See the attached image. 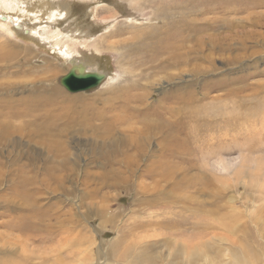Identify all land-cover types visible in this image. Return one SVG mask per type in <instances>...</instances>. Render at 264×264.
<instances>
[{
	"label": "rangeland",
	"instance_id": "1",
	"mask_svg": "<svg viewBox=\"0 0 264 264\" xmlns=\"http://www.w3.org/2000/svg\"><path fill=\"white\" fill-rule=\"evenodd\" d=\"M189 1L197 0H0V17H7L0 19V43L7 44L14 56L6 63L9 75L4 76L13 89L4 97L20 103L13 110L21 114L10 119L16 125L10 135L14 142L4 144L0 139V264H123L122 257L139 263L151 254L144 243L160 238L151 233L162 229L167 233L165 227L159 228L163 222L190 228L174 237L178 246L199 240L209 244L210 250L206 246L204 250L210 258L192 264H264V170L258 169L264 168V131H258L260 123L256 131L248 124L245 129L214 128L216 107L224 104L227 115L234 107L225 90L247 84L245 94L249 84L264 83V48L261 56L245 54L235 64L225 58L242 52L237 51L236 34H256L262 28L202 32L205 37L221 34L232 49L212 60L198 58L169 68L166 75L161 63L169 54L157 46L163 39L169 38L170 44L180 41L184 47L178 52L193 58V49L187 48L196 29L217 21L240 25L262 19L264 0ZM183 2L193 10L211 11L201 17L189 15ZM155 35H160L159 42L149 40ZM173 35L175 40L170 41ZM246 44L248 51L255 47ZM207 47L202 52L207 54ZM73 66L105 78L96 88L68 92L60 78ZM209 67L213 70L208 73ZM40 85L56 87L63 99ZM188 94L196 96L199 111L194 123L183 120L190 139L185 138L177 152L170 149L160 157L162 132L154 129L142 139L145 145L134 144L131 136L141 128L137 119L141 116H135L131 106L142 100L159 112L174 101L182 106L181 98ZM38 96L51 97V106L31 109ZM128 97L137 101L130 103ZM252 113L250 117L258 118L261 110ZM34 119L51 120L50 135L41 138L35 126L26 123ZM104 124L112 131L103 132ZM202 223L212 228L201 230ZM166 250L162 245L154 252Z\"/></svg>",
	"mask_w": 264,
	"mask_h": 264
},
{
	"label": "bare ground",
	"instance_id": "2",
	"mask_svg": "<svg viewBox=\"0 0 264 264\" xmlns=\"http://www.w3.org/2000/svg\"><path fill=\"white\" fill-rule=\"evenodd\" d=\"M206 0H197L195 3L194 1H189L190 4H199V3H204ZM215 1H219V2H223L224 0H215ZM233 2H237V0H233ZM264 3V2H263ZM183 4L187 5L188 8H187V12L189 15L193 13H197V16L201 17L207 13H209L211 10L210 9H207V10H204L203 9H200V7L198 9H194L191 8L188 3L186 2H183ZM263 5V4H262ZM197 8V7H196ZM206 9V8H205ZM235 9V8H234ZM242 9V8H241ZM199 10V12H197ZM53 11V10H52ZM226 11V10H225ZM171 12V11H170ZM227 12V11H226ZM225 12V13H226ZM236 12V10H235ZM214 13V12H213ZM223 14V13H222ZM180 15H182V13H180ZM179 15V16H180ZM187 15V14H186ZM5 17V20L7 19L6 16H3ZM216 19V18H215ZM213 19V20H215ZM4 20V21H5ZM179 20L181 21V19L179 18ZM209 20V19H208ZM212 20V21H213ZM234 20V19H233ZM238 20V19H237ZM240 20V19H239ZM257 20H264V18L260 19L259 17L257 18ZM253 21L252 19H248L247 21L243 22L242 24H237L235 23V21H231L230 23L229 22H222L221 24L215 22L213 24H210L208 23L205 27H203L202 29L198 28L196 29L197 31L194 32V34L190 37V43H191V46L188 45V48L187 50L189 51L191 48L193 49L194 51V57L193 58H190L188 57V54L186 55H182L178 52V49L184 47V44L181 43L180 41L177 43V44H173L171 42H169V38L168 39H163L161 40V37L160 35L157 36H151L149 37L150 39L149 40H156L157 42H160V45H157L159 46L160 48H162L161 50L166 53V54H169L168 55V59L165 61L164 59V62H162L161 64L163 65V63H165V68L162 69L161 71H165V75L167 74V70H169V68H179L181 67L182 65H186V64H190L191 62H193L194 60L200 58V59H203L204 61H208V58L209 60H212L213 57L216 56V54L218 55H223L225 54L226 51H229L232 49L231 47V44L227 42L226 38L224 36H222L221 34H217L218 37H212L211 35H208L207 33V37L202 36V32L205 33V31H211L212 33V30L217 28V29H220L222 31V29L226 28L230 31H233L232 29L234 28V26H241L242 28H248L249 25L251 26H256V28H262L260 29V31H256V34H248V33H244V34H241L240 36H238V34H236L234 37H236L239 41V44H238V50L237 51H242L240 53H236L234 55H231V56H228V57H225L227 59H229V63L230 64H235L236 61H239V56H243L245 54H247L248 56H251V55H256V56H261V52H262V49L264 48V21ZM227 21V20H226ZM197 22V21H196ZM203 23V22H201ZM206 23V21H205ZM15 25H18V24H15ZM189 26V25H188ZM153 27V26H152ZM187 27V25H186ZM191 28V27H190ZM197 28V27H196ZM257 28V29H258ZM223 29V30H224ZM192 30V28H191ZM228 30H225V31H228ZM244 30V29H243ZM245 32V31H244ZM151 33H153V31H151ZM222 33V32H221ZM172 34V33H171ZM170 34V35H171ZM201 34V36L199 35ZM206 34V33H205ZM232 34V33H231ZM235 34V33H234ZM146 35H151V34H146ZM220 35V36H219ZM169 36V35H168ZM200 36V37H198ZM215 36V35H214ZM175 35H173L171 37V40H175ZM185 37V35H184ZM187 38V37H186ZM148 39V38H147ZM232 39V38H231ZM151 40V41H152ZM207 40V41H205ZM229 40V39H228ZM250 44L251 47H254V49H252L251 51H248L249 48L245 46V44ZM70 44V43H69ZM145 44H148L147 41ZM189 44V43H188ZM246 44V45H247ZM187 45V44H186ZM204 45H207L208 47V53L206 54L205 52H202V48L204 47ZM256 45L257 46H260L261 49L258 51L256 49ZM8 45L6 44H1L0 43V139L2 140V142L4 144H6V142H9V143H12L10 141H13L10 139V135L13 132H15L16 128L14 126L15 125V122H11L10 123V119H17L19 118V116H21V114H19V112L17 111V109H15V112H14V108L18 105H16V102H10L8 101L9 99H7V97H4L5 96V93L6 94H10V92L12 91L13 89V84L12 82L8 79L9 77H4V76H8L6 74L7 72L5 70L6 67V63H8V61L14 59V56L12 54V52L8 51ZM159 47H158V50H159ZM250 47V48H251ZM157 48V47H156ZM140 49V48H139ZM229 49V50H228ZM149 50V49H147ZM200 52H202L200 54ZM264 52V50H263ZM162 56V55H161ZM192 57V56H191ZM162 61V60H161ZM209 63V62H208ZM9 64V63H8ZM171 66V67H169ZM11 68V67H10ZM78 68H82V67H78ZM245 68V67H244ZM210 70H207L208 71H212L213 69L211 67H209ZM16 71V70H15ZM14 71V72H15ZM88 72H91V71H88ZM206 72V73H207ZM25 73V72H24ZM96 73H98L96 71ZM209 73V72H208ZM5 74V75H4ZM17 74V73H16ZM101 74V73H100ZM12 75H14L12 73ZM19 75V74H18ZM17 78V77H16ZM220 80V79H219ZM17 81V79H16ZM229 81L230 82H234V78H229ZM234 84V83H233ZM250 85V90H249V93H245L243 94L244 90L248 89L249 86L247 84L245 85H240V87H230L229 91L228 89L225 90L227 91V95H229V99L233 102L232 104H234V107L232 108V111L229 112L230 115H227V112H225V110H228V109H225L224 108V104H222L221 106V109L219 107H216V115H217V122L214 124V128H216V130L219 129L220 130H223L224 128H226L227 130L231 128H236V127H240V129H245L246 125L248 127L250 126H254V131L257 130V128L255 127L256 124L260 123L261 126L258 127V131L259 132H262L264 131V104H262L263 106H259L260 102L261 101H264V83H258V85L256 87H254L255 85H252V84H249ZM38 87H43V89L45 90H49L54 93V95H56L57 99L59 100H62L63 99V96L60 92L59 89H57L56 87L54 86H51L50 88L46 89L44 87V85H40ZM38 87H33V90H37ZM14 92V91H13ZM50 92V93H51ZM204 94V93H203ZM226 94V93H225ZM30 95V94H29ZM32 95V94H31ZM34 95V94H33ZM45 95V94H44ZM48 94H46L45 96H47ZM226 95V96H227ZM50 96V95H49ZM131 96V95H130ZM11 97V96H9ZM33 97V96H32ZM41 97V96H40ZM39 96L36 97V102L35 104H33V106L31 107V109H44V108H48L49 106H51L52 104V101L53 99L50 97V98H44V99H41ZM134 97V96H133ZM184 97V96H183ZM196 96L193 94H188L187 95V98H181L182 100V103L183 105L180 106H176L175 104H177V102H173L170 106L168 107H162L163 110H159V112L156 110V109H153L154 107H146V105L144 103H142V100L137 103L136 105L134 106H131L132 107V110L131 112L134 113L135 116H141L140 118L137 117V119L139 120L140 122V127L139 130L133 135L131 136L132 138V141L134 142V144H136V146L140 145L143 146L145 145L144 144V141H143V144L141 143L142 139L143 138H148L150 136V134H152V129L156 130V132H159L161 133V138H160V143L162 144L161 146H159L158 148L160 149L159 153L160 154V157L163 156L164 152H166L167 150L169 151L170 149H175V151L177 152V150L183 146L184 142H185V138H189V127L187 126H184V124L186 122H183L184 119H189L188 123L190 122H193L195 121V118L194 116L196 115L197 111L199 110H196V106L198 104H195V103H198L199 101L196 100L195 98ZM35 98V97H34ZM178 98V97H177ZM226 98V97H225ZM135 99V98H134ZM130 97H128V101L130 103H133V101H137L134 100ZM228 99V100H229ZM35 100V99H34ZM127 100V99H125ZM218 100V99H217ZM21 101V100H20ZM32 101V100H31ZM127 101V103H128ZM259 101V102H258ZM22 102V101H21ZM172 102V101H171ZM179 102V101H178ZM224 102V101H223ZM258 102V103H256ZM33 103V102H32ZM231 103V102H230ZM195 104V105H194ZM226 104V103H225ZM127 105V104H126ZM133 105V104H132ZM157 105V104H156ZM155 105V106H156ZM164 105V104H163ZM36 106H40L39 107H36ZM124 106V105H123ZM175 106V108H174ZM203 106V107H202ZM201 108H205L206 111L208 110L209 112L212 113L211 111V108L210 107H204V105H202ZM209 106V105H208ZM230 106V105H229ZM25 107V106H24ZM151 108V109H149ZM200 108V107H199ZM223 108L225 109L224 112L226 114L223 113ZM254 109H259L261 110V113L258 114V118L256 117H250V115H253V113L251 114V111H253ZM20 110V109H19ZM26 110V109H25ZM154 110V111H153ZM204 110V109H201V111ZM32 111V110H31ZM45 111V110H44ZM129 111V109H128ZM131 112L127 113L129 114L130 117H134L132 116ZM204 112V111H203ZM203 112H200V113H203ZM47 113V112H46ZM126 113V112H125ZM124 113V114H125ZM138 113V114H137ZM199 113V112H198ZM23 114V113H22ZM141 114V115H140ZM207 114V113H206ZM209 114V113H208ZM213 114V113H212ZM212 114H210L212 116ZM41 115V114H40ZM100 115V114H99ZM98 115V116H99ZM42 116V115H41ZM124 119L126 117V114L123 115ZM255 116V115H254ZM9 117V118H8ZM38 117V116H37ZM47 117V116H46ZM45 117V118H46ZM7 118L9 120H7ZM100 118V117H99ZM48 119V118H47ZM160 119V121H159ZM122 120V119H121ZM135 120V119H133ZM132 120V121H133ZM137 120V121H138ZM240 120V124L236 123L237 121ZM51 120H37V119H34L32 120L31 122L32 123H28L26 122L27 124H33L35 126V129L36 131L39 132V136H41V138L43 137H47L48 135H50L49 133L52 132L51 130V123H50ZM116 121V120H115ZM131 121V122H132ZM37 122H39L40 126L39 128L36 127V124ZM120 122V121H119ZM130 122V123H131ZM192 123V124H193ZM209 123L206 121V124ZM192 124H189V126H191ZM139 125V124H138ZM103 129L102 130L103 132H111L112 131V128L110 127L109 124H104L102 125ZM116 127V126H115ZM126 127V126H125ZM135 127V126H134ZM55 128V127H54ZM97 128V127H96ZM127 128H131L127 126ZM137 128V127H136ZM135 128V129H136ZM98 129V128H97ZM101 129V128H100ZM12 130V131H11ZM151 130V131H150ZM10 131V132H8ZM34 129H31L30 132H32L35 136H37V133ZM230 131V130H229ZM228 131V132H229ZM246 131V130H245ZM134 132V131H133ZM227 132V131H226ZM182 133H184V137L182 138L181 135ZM44 134V135H43ZM154 134V133H153ZM157 134V133H156ZM216 134V133H215ZM62 135V133H61ZM159 135V134H158ZM241 135V134H240ZM157 136V135H156ZM151 138V137H150ZM159 138V137H158ZM243 138V136H242ZM258 139V138H256ZM148 140V139H147ZM241 140V139H240ZM131 141V142H132ZM259 141V140H257ZM14 142V141H13ZM130 142V141H129ZM149 142V140H148ZM260 142V141H259ZM258 142V143H259ZM49 143V142H48ZM59 146H61V143H57ZM187 144V143H186ZM223 144V142H222ZM255 144V143H254ZM256 145V144H255ZM253 146L256 147V146ZM248 146V145H247ZM175 147V148H174ZM50 148V146H49ZM137 148V147H136ZM63 149V148H62ZM140 149V148H139ZM204 149V148H203ZM252 149V147H251ZM51 150V148H50ZM57 150V149H56ZM142 150V149H141ZM255 151H257L256 149H254ZM260 150V149H259ZM9 151V150H8ZM62 151V150H61ZM138 151V150H137ZM59 152V150H58ZM139 152V151H138ZM11 153V152H10ZM61 153V152H60ZM59 153V155H61ZM64 153V152H63ZM142 153V152H141ZM153 153V152H151ZM175 154V153H174ZM178 154V153H176ZM208 154V153H207ZM145 155V154H144ZM156 154H151V156H154L155 157ZM63 156V154L61 155ZM65 156V155H64ZM68 156V155H67ZM136 156V155H135ZM209 156V155H208ZM149 157V156H148ZM159 157V156H158ZM147 158V157H146ZM169 158V157H168ZM174 158V157H173ZM218 158V157H217ZM58 159V158H57ZM63 159V158H62ZM61 159V160H62ZM158 159V158H157ZM159 160V159H158ZM64 161V160H63ZM253 162V161H252ZM259 164V163H258ZM264 164V163H263ZM59 165V164H58ZM47 168V167H46ZM259 170H264V168L262 166H260V168H258ZM165 175V174H164ZM16 184V183H15ZM44 208V207H43ZM14 210V208H13ZM59 210V209H58ZM15 212V211H14ZM51 212V211H50ZM56 212V211H55ZM176 213V212H175ZM30 214V213H28ZM59 214H57L58 216ZM51 216V215H50ZM56 216V217H57ZM60 216V215H59ZM43 219V218H42ZM172 219V218H171ZM39 220V219H38ZM167 221V220H166ZM169 221V220H168ZM58 224H61L62 223V220L61 218H58L57 220ZM183 222V221H182ZM164 224H161L159 225V228L161 227H165L167 229V233L166 232H163L161 229V231L157 232H153L151 233V236H160L159 239H156L154 241H150V242H146V244L144 243V245H146V251L147 252H150L151 254L149 255H145L143 256L142 259H140L139 263H135V264H168L169 261L172 262V263H180V264H192V261H197V260H200L202 257H204L206 260H208L210 257L206 254L205 251H208V250H204L205 246L207 247V249L210 250V246H208L209 244H203L202 241H198L194 244H190V243H184L182 242L180 246H178L177 244V240L176 236L178 235H183V232L189 230L190 228L187 227V225L185 224H181L179 222H163ZM191 223V222H189ZM197 223V222H196ZM203 225H205L201 230H207L209 228H212L208 225V223H202ZM227 224V223H226ZM201 225V223H200ZM220 225V224H219ZM53 225L48 223V227H52ZM190 227H197V225L195 223H191ZM191 228V229H192ZM61 229V228H60ZM166 229H164L166 231ZM179 231L180 233H178L177 231ZM195 230V228L193 229ZM192 230V231H193ZM197 230V229H196ZM191 231V230H189ZM226 232V231H225ZM182 233V234H181ZM193 233V232H192ZM197 234H202V232H197ZM207 234V233H206ZM190 232H189V236H190ZM195 235V234H193ZM192 235V236H193ZM180 237V236H179ZM195 238V236H193ZM188 238H191L188 237ZM192 238V239H194ZM197 238V236H196ZM146 241V240H145ZM133 242V241H132ZM136 242V241H134ZM174 243V246L175 244L177 246H174L171 245V247L173 246V248L169 247L167 245V243ZM187 242V241H186ZM142 243V245H143ZM141 245V244H140ZM164 246L167 248L166 251H156L154 252V250H156L158 247L160 246ZM139 246V245H138ZM137 246V247H138ZM136 248V247H135ZM145 248V247H144ZM143 248V249H144ZM141 249V248H140ZM140 250V251H145V250ZM137 250V249H136ZM165 250V249H164ZM262 250V249H261ZM4 252V250H2ZM127 251V250H126ZM264 251V250H262ZM1 252V250H0ZM133 252V251H132ZM145 253V252H144ZM259 253V252H258ZM120 254H123V253H120ZM119 254V255H120ZM138 254V253H137ZM147 254V253H146ZM234 254V253H233ZM139 255V254H138ZM144 255V254H143ZM124 256V254H123ZM133 256V255H132ZM260 256V255H259ZM135 257V256H134ZM134 257L132 259H134ZM142 257V256H141ZM140 257V258H141ZM255 257V256H254ZM120 259H123V264H131V262H128L127 259H125V257H122ZM131 259V260H132ZM256 259V258H255ZM262 259V258H261ZM127 260V261H126ZM119 264V263H117Z\"/></svg>",
	"mask_w": 264,
	"mask_h": 264
},
{
	"label": "water",
	"instance_id": "3",
	"mask_svg": "<svg viewBox=\"0 0 264 264\" xmlns=\"http://www.w3.org/2000/svg\"><path fill=\"white\" fill-rule=\"evenodd\" d=\"M1 20H5V17H0ZM15 28H19V25H14ZM28 33V30H25ZM105 75L103 73L87 72L83 68L73 66L67 73L60 78V84L71 93L88 91L90 89L98 87L104 80Z\"/></svg>",
	"mask_w": 264,
	"mask_h": 264
}]
</instances>
